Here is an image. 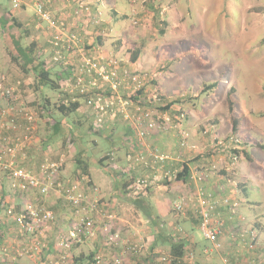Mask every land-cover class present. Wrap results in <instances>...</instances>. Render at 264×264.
I'll use <instances>...</instances> for the list:
<instances>
[{
  "label": "rangeland",
  "instance_id": "374dc122",
  "mask_svg": "<svg viewBox=\"0 0 264 264\" xmlns=\"http://www.w3.org/2000/svg\"><path fill=\"white\" fill-rule=\"evenodd\" d=\"M54 1L50 0V5L51 10L56 13L62 8L65 0H61V4ZM84 2L91 8L92 18L95 16L96 9L93 10V7L96 3L104 6V16H99L100 21L97 24L92 22V18L86 21V18L75 19L79 23L83 22L80 23L84 29L80 32L81 38L95 42L94 47L99 48L102 56L116 57L125 65L126 62L132 65L137 62L131 61V54L138 51L139 66L136 65L135 68L146 75L150 85H156L162 102L148 106L144 101L138 102L136 99V107L141 111H151L154 118L164 113L171 118L182 114L181 130L187 136L186 146L179 145V137L174 129L155 133L176 134L178 147L174 150H163L152 144L148 145L149 136L142 140H138L133 134L125 136L124 132L128 126L120 118H117L113 125L109 124L103 128L104 131L94 133L90 129L93 116L82 107V103L80 109L68 118L60 116L56 108L64 100L62 91L44 88L42 92H34L33 77L24 74L11 61L7 50L6 40L15 35L14 38H21L24 45L36 43L39 54L42 55L41 60L47 61L48 34L44 28H37L38 23L30 5H23L13 11L9 0H0V9L11 12V17L16 21H7L4 28L0 27V74L5 76L6 87L14 85L13 96L20 99L36 119L25 143V149L16 157L17 166L30 173H36L45 160L62 161L59 181L63 184L68 181L77 183L85 198L96 205L98 213L101 211L100 215L112 216L111 220H107L91 212L90 216L95 221L93 236L72 245L67 256L55 248L51 258L45 260V263L71 264L74 260H81V263L77 264H94L95 258L99 257L103 260L102 264H110V258L121 251L123 244L129 243L141 246V251L137 255L124 256L123 264H186L183 261L161 262L162 256L171 255L165 245L168 239H172L188 240L185 241L184 249L195 255L194 264H223L221 258L229 251V246L226 248L227 246L221 244L219 251H210V245L202 239L200 232L195 230L194 224L199 221L194 194L200 188L210 191L216 197L231 195L237 199L240 202L239 214L243 218L241 225L253 229L257 235V248H264V149L260 147L264 145V0ZM113 5L116 7L112 8ZM150 5L159 11L158 16L155 17L154 12L150 11ZM74 9L73 4L68 1L65 10L67 22L73 15L76 17ZM1 16L6 19L5 15ZM108 20L112 21L111 30L105 26H109ZM69 24L76 26L72 22ZM97 37L100 38L99 41ZM210 84L215 86L206 88ZM230 91L232 111L234 115L242 117L240 129L236 134L230 131L229 126L227 95ZM5 105L6 100L0 99L1 111ZM167 105V111L160 110ZM54 119L58 123L60 121L57 130L53 127ZM6 135L8 134L0 133V136ZM20 135L24 133L21 131ZM71 138L76 142H70ZM217 142L222 145L219 146ZM77 145L85 147L86 154L95 159L112 154L113 160L108 158L104 165H108L116 172L117 177L121 176L122 179H152V175H156L154 184L142 196L144 201L136 206L118 197L114 192L115 179L109 177L98 165L89 168L94 183L88 188L76 181L74 163ZM146 147L170 154L175 161L156 173L146 171L140 166L131 168L125 161L126 155L132 149L143 151ZM182 165H189L190 175L193 176L189 178L191 182L187 186H165L164 182L178 172ZM164 172L169 173L167 178L163 177ZM211 177H221L222 181L214 184V187L210 188L212 190H209L203 183ZM198 178L202 180L198 181ZM1 193L4 199L0 201L2 212L7 207L11 208L13 213L19 214L24 200L31 201L24 202V207L33 205L32 201H35L33 207L36 209L45 206L42 201H36V195H39L36 191L27 189V185L12 177L10 172L0 171V195ZM53 195L56 194L50 193L47 198ZM9 198L11 200L7 205L5 201ZM181 198L189 199L183 214L173 210L174 203ZM57 199L61 201L60 209L66 213L63 214L64 219L57 217L56 221L39 225L32 235L21 229L11 235V238L18 242L21 237L26 238L24 247L30 248L39 244V252H33L39 259L42 249L46 247L41 240L46 231H52L55 227L53 243L56 247L59 240L68 237V233L73 231L78 223L73 212L69 213L67 218L69 206L63 198L54 196L49 201ZM45 207L57 214L52 206ZM142 210L146 211L150 219L143 215ZM103 224H108L110 231L118 233L117 244L107 245ZM231 226L232 224L227 225V230H230ZM177 229L181 232L177 233ZM225 237H229V234ZM155 241L156 250H153ZM228 241L230 247H234L229 239ZM256 252L259 254L258 249ZM263 255L264 250L261 252L262 262ZM13 256L18 257L17 259L30 257L19 256V251H14Z\"/></svg>",
  "mask_w": 264,
  "mask_h": 264
},
{
  "label": "built area",
  "instance_id": "2783aa9c",
  "mask_svg": "<svg viewBox=\"0 0 264 264\" xmlns=\"http://www.w3.org/2000/svg\"><path fill=\"white\" fill-rule=\"evenodd\" d=\"M9 1L13 11L20 9L23 5L32 7L34 18L38 23L37 28H44L48 34L46 38L48 60L44 61L46 68H52L57 74L61 72L66 75L60 81V91H62L63 96L64 94L72 97L78 95L83 98L82 107H85L93 116V128L97 132L102 131L109 124L113 125L117 118H121L127 123L138 140L162 130L174 129L179 137V145L181 147L186 146L185 139L187 136L181 130L182 114L171 118L164 113L154 118L151 111H141L138 106L136 107V99L138 102L144 101L148 106L162 102L156 85H150L145 74L143 75L140 71L131 68L128 62L125 65L116 57L102 56L98 47L92 51H86L81 46L83 39L71 31L65 10L68 1H70L75 7L74 14L77 18H86L85 21L91 19V8L84 0H65L62 3V8L56 13L51 10L50 0ZM100 15L99 12H96L92 22L97 24L100 21ZM5 82V76L0 74V99L6 100V105L2 111L0 110V133L8 134L5 137L0 136V171L10 172L16 180L23 181L27 185V189L36 191L43 198L50 193L56 194L71 205L78 223L75 229L68 233V237L59 240L56 246L67 256L72 245L81 243L88 236H93L92 229L95 221L90 216L91 212H95L102 219L107 220H111L112 216L100 215L101 211L98 213L96 205L85 198L77 183L68 185L59 181L62 161L45 160L38 167L36 173H30L17 166L16 157L25 149L28 135L34 127L35 117L24 107L20 99L18 100L13 96L14 85L6 87ZM132 97H136L135 100H132ZM21 131L24 135H20ZM217 144L222 145L221 142H217ZM109 159L113 160L112 154L109 155ZM125 161L131 168L140 166L146 171L156 173L175 159L170 154L146 147L143 151L129 152ZM163 174L164 178L169 176L168 172ZM149 178H136L130 187L131 194L144 196V193L154 184L156 175H152V179ZM189 178H193V176L190 175ZM197 180L201 181L202 179L198 178ZM194 199L199 221L198 231L202 239L210 245V251L220 250L221 238L224 233L229 234L228 239L235 247H232L234 251L228 249L229 251L224 253L221 258L223 264H237L244 253L250 254L251 257L246 258L242 264H262L261 256H257L256 252L258 246L256 232L241 225L243 218L239 214L240 202L237 199L231 195L216 197L213 193L201 188L197 189ZM188 201L189 199L185 198L179 199L174 203L173 210L183 214ZM221 210L225 211L227 216L222 215ZM6 215L12 217L18 229L30 235L35 233L39 225H46L54 221L51 211L44 208L36 209L30 204L26 205L19 214L13 213L12 209L9 208L6 210ZM227 220L232 222L230 230H227ZM102 227L107 245L117 244L119 242L118 233L110 231L108 224H103ZM178 232L181 230L177 229ZM37 246L39 244L30 248H22L19 251V256H31L34 254L33 252H39ZM140 251L141 246L137 244H123L121 251L114 254L109 263L123 264L124 256L137 255ZM172 257L170 254L164 255L161 257V262L183 261L186 264H194L195 262V255L186 249L180 258L173 257L172 259ZM102 263L103 260L99 257L95 258L94 264Z\"/></svg>",
  "mask_w": 264,
  "mask_h": 264
},
{
  "label": "trees",
  "instance_id": "16d2710c",
  "mask_svg": "<svg viewBox=\"0 0 264 264\" xmlns=\"http://www.w3.org/2000/svg\"><path fill=\"white\" fill-rule=\"evenodd\" d=\"M148 8H150V11H152V13L154 12L155 17L158 16L159 11H157L156 9H153V5L148 6ZM10 13H8L7 11L5 12L4 9H0V16L2 14L6 16V19H4L2 16L0 17V27L1 28H4L6 26L7 21L16 22L11 17ZM75 19H77V17H75L74 15H73V18L68 19L69 22L76 24V26H70V28H73L71 30L73 32L77 33L78 36H81L80 32H82V30H84V29L80 23H83V22L79 23ZM69 22H67V23L69 24ZM16 24H18V23H16ZM17 26H19V24ZM75 28H77L78 30H75ZM14 36L15 35H11L10 39L6 40L8 54L10 56L11 61L13 63H15L24 74H27V75L30 74L33 77V87H32L33 91L34 92H42L44 88H49L51 90L60 91V81L66 75H63V73H61V72H59V74H57V72L54 71L52 68H46L44 61L41 60L42 55L39 54V51L37 49L38 47L36 46V43L33 42V43L28 44V45H24L22 43L21 38L15 39ZM85 37H87V36L85 35ZM97 40L99 41L100 38L97 37ZM94 44H96V43L95 42H89V41L83 39L81 46L83 48H85V46L87 45V47L85 49H87V51H92L95 48L94 46H96ZM131 61L132 62L138 61V51H133V53L131 54ZM214 86H215V84H210V85L206 86V88H212ZM139 94H141V93L139 92ZM230 94H231V91H230L229 95H227L228 96L229 112H230L229 126H230V131L233 134H236V133H238V131L240 129L242 117L234 115V113L232 111L233 110V102L230 99ZM63 97H64V100H62V102L59 103L56 110L58 111L60 116H62L64 118H68L71 114H73L77 111V109L80 107V104L83 101V98L81 96H78V95H74V97H72V96L65 95V94ZM72 98H74V101H72ZM135 98L136 97H132L131 99L135 100ZM65 99H66V101H65ZM168 108L169 107L167 105L165 107L160 108V110L161 111H167ZM53 123H54L53 127L54 128L56 127V130H57L58 129L57 126L59 125L60 121L58 123V121H56L54 119ZM114 123H115V121H114ZM90 129L94 133L95 132L97 133V131L93 128V124H92V126H90ZM102 131H104V130H102ZM102 131H100V132H102ZM127 131H129V133L127 132V135H129L130 133L133 134V131L131 129H129V127L127 128ZM151 135H153V134H151ZM69 140H70V142H73V143L76 142V140L74 138H71ZM260 147L262 149H264V145H260ZM137 150H138V148H135V149H132L131 151L136 152ZM86 151H87V149L85 147H83L81 145L76 146V155H75V163H74L75 173H76V177H77L76 181L80 182L81 184H83V186H86L88 188V186L92 184L91 179L89 178V176H90L89 175V168L91 166L98 165L99 167H102V169L105 171V173L109 177L115 179V185H114L115 190H114V192L118 197H120L124 200H127L132 205H136V206L138 203L144 201L142 196H133L131 194V188L130 187L136 178H134V179L131 178V179L127 180V179H122L121 176L117 177V174L114 170L109 168L108 165L107 166L104 165V161L109 158L108 157L109 155H107L106 157H103V158L95 159L93 157H90L88 154H86L87 153ZM59 177H60V175H59ZM189 177H190V171H189L188 166L182 165L181 169L178 172L174 173L170 179H168L164 182V185L165 186H172L173 184H186ZM66 184L70 185L72 183H70L68 181V183H66ZM78 187H80V186L78 185ZM68 206H67L68 207L67 213H71V214H72V212L74 213V210L72 209L71 205L68 204ZM42 208L47 209L45 206H43ZM137 208L141 209V207H137ZM47 210L51 211L50 209H47ZM51 212L53 213V211H51ZM141 212H143V215L147 219H150V217L148 216L146 211L142 210ZM55 214L53 213L54 221H56ZM154 244H156V241L154 242ZM166 244L170 246L171 255L175 258H180L184 252V247H185L186 243L184 241H180V240L178 242H174V241L172 242L170 240H167ZM89 256H91V255H89Z\"/></svg>",
  "mask_w": 264,
  "mask_h": 264
},
{
  "label": "crops",
  "instance_id": "0c3cea01",
  "mask_svg": "<svg viewBox=\"0 0 264 264\" xmlns=\"http://www.w3.org/2000/svg\"><path fill=\"white\" fill-rule=\"evenodd\" d=\"M54 2H58L59 4H61L60 3L61 0L60 1L59 0H55ZM99 3H100V1H99ZM114 6L115 5H113L112 8H115L116 7V6L115 7ZM102 7H104V6H102ZM102 7L100 6V4L96 3L95 6L93 7V10L96 9V10H94V12H95L94 14L96 15V12H99L100 14L103 15L104 10L102 9ZM118 8H121L122 9V7H118ZM121 9H117V10H121ZM8 10H10V6H9V9ZM118 14H120V12H118ZM107 24H109V26L105 25L106 27H108L110 30L113 29L112 21L108 20L107 21ZM100 28H103V27L100 26ZM103 29L106 30V28H103ZM109 29H107V31H110ZM85 33H87V32H85ZM130 65L134 69H137L135 67H137L136 65L139 66V62L137 61L133 65L132 64H129V66ZM127 132L129 133V131H126L125 130V132H124V135L125 136H127ZM175 135L174 134H170V133H165V134L163 133V134H156V135L153 134V135H151V136L148 137L147 144L148 145L149 144L150 145L152 144L154 146H157L159 148H162L163 150H166V149H172V150H174V149H176L178 147V139H177L178 137L176 138ZM143 144H145V143H143ZM208 160L209 159H207V161ZM188 168H189V171L191 173V170H190L189 165H188ZM89 175H90V173H89ZM89 178L91 179V182H93L91 176H89ZM189 180L190 179H188V181L186 182L185 186H187L188 183L191 182ZM221 181H222L221 177H219V179H214V178L211 177L208 180H206V182L203 183V184H204V186L206 188H208L209 190H212L210 188L214 187V184H216L218 182H221ZM207 192H210V191H207ZM2 195H3V193H1V195H0V201L1 202L4 200L3 197H2ZM36 196H37V200L36 201H38V200L39 201H42L45 204V206H47L48 208L52 206L53 209H56V212H57L56 218L57 217L58 218H62V219L65 218V216H63V214L66 215L65 211L63 209H60L61 208L60 207V202L61 201H59L58 199H57V201H51V200L49 201V199H52L54 196L56 198H59V197H57L56 195H53L50 198H47L46 197V198L43 199V197H40L39 195H36ZM10 200H11V198H9L8 200L5 201L7 203V205H9ZM24 202L29 203L31 201L24 200L23 203H22V205H21L20 210L23 209L22 207H24ZM33 203L35 204V201H32V204ZM34 204H33V206H34ZM38 205H41V204H38ZM1 209H2V206H0V264H46L45 263V260L50 259L51 256H52L53 250H55V245L53 243V237L56 234L55 227L52 229V231H46V233L44 234V236H42V238H41L42 243H45V245H46L45 249H42V251H41V254H40L41 259H39L38 256H35V254L34 255H31L30 257H27L25 259H23V258L22 259H17L18 257L13 256V253H14V251H17V252L20 251L24 247V245H25L24 242H25L26 238L21 237V239L19 240V242L16 239L13 240L11 238V235H13V233H15V231L18 232V227L14 223V221L12 219H9L8 216L6 215L5 211H6L7 207H6V209L3 212L1 211ZM221 213H222V215L227 216L226 213H225V211L221 210ZM68 214L69 213H67V218H68ZM231 224H232V222L231 221L228 222V220H227V225H231ZM194 225H195V230L198 231V227H197L198 226V223L196 222V224H194ZM191 228L194 229L193 227H191ZM224 235L226 236L227 233H224ZM225 236H222L221 242H222V244L224 246H227V245L230 246L229 241H228V237H225ZM168 240H170L172 242L173 241L174 242H178L179 241V240L178 241L177 240L175 241V240H172V239H168ZM155 246H156V244L153 243V245H152L153 250H156L155 249ZM185 246H186V244H185ZM228 246L226 248H228ZM165 247L170 250V246L169 245L166 244ZM234 248H232V247L230 248L229 247V249H233V251H234ZM257 249H258V253H259V254H257V256H261V252H263L264 248H261V246H260ZM165 250H167V249H165ZM249 257H251L250 254L244 253V256H242V258L238 260L237 264H242L244 261H246V258H249ZM263 257H264V255H263ZM77 263H81V260H74V262L71 263V264H77ZM262 263H264V261Z\"/></svg>",
  "mask_w": 264,
  "mask_h": 264
}]
</instances>
